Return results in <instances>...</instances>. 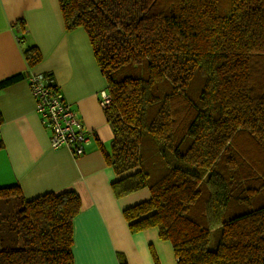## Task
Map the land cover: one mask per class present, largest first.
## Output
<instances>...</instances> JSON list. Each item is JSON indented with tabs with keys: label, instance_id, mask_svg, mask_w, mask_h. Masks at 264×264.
<instances>
[{
	"label": "trees",
	"instance_id": "trees-1",
	"mask_svg": "<svg viewBox=\"0 0 264 264\" xmlns=\"http://www.w3.org/2000/svg\"><path fill=\"white\" fill-rule=\"evenodd\" d=\"M58 4L106 80L113 192L149 193L122 211L130 232L155 228L176 264H264V0ZM23 55L42 60L33 43ZM80 207L72 188L25 198L0 186V264H73Z\"/></svg>",
	"mask_w": 264,
	"mask_h": 264
},
{
	"label": "crops",
	"instance_id": "crops-1",
	"mask_svg": "<svg viewBox=\"0 0 264 264\" xmlns=\"http://www.w3.org/2000/svg\"><path fill=\"white\" fill-rule=\"evenodd\" d=\"M28 43L42 55L32 68L23 55ZM19 73L25 77L0 90V186L17 184L25 198L75 190L81 207L73 219V264H119L118 254L126 264H176L170 242L155 228L135 233L128 228L123 209L149 193L145 188L121 197L113 192L117 176L100 150L112 138L99 104L106 80L85 31H65L58 0H0V80ZM28 73L50 75L51 86L77 112L91 136L84 153L75 156L67 146H51V130L35 108Z\"/></svg>",
	"mask_w": 264,
	"mask_h": 264
},
{
	"label": "built area",
	"instance_id": "built-area-1",
	"mask_svg": "<svg viewBox=\"0 0 264 264\" xmlns=\"http://www.w3.org/2000/svg\"><path fill=\"white\" fill-rule=\"evenodd\" d=\"M27 79L35 108L40 113L43 124L51 130V146H67L75 156L84 153L91 138L90 133L84 128L77 112L64 101L59 88L51 86V79L47 80L44 74H32ZM109 98L105 90L99 93L102 108L107 105Z\"/></svg>",
	"mask_w": 264,
	"mask_h": 264
}]
</instances>
